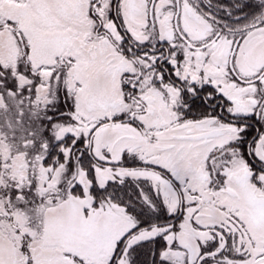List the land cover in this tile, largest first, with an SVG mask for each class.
Here are the masks:
<instances>
[{
	"label": "snow or ice",
	"instance_id": "snow-or-ice-1",
	"mask_svg": "<svg viewBox=\"0 0 264 264\" xmlns=\"http://www.w3.org/2000/svg\"><path fill=\"white\" fill-rule=\"evenodd\" d=\"M0 264H264V0H0Z\"/></svg>",
	"mask_w": 264,
	"mask_h": 264
}]
</instances>
